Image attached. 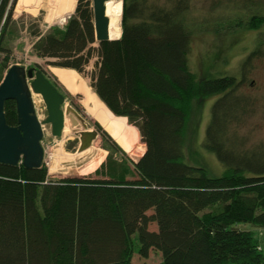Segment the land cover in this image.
Segmentation results:
<instances>
[{"label": "trees", "instance_id": "1", "mask_svg": "<svg viewBox=\"0 0 264 264\" xmlns=\"http://www.w3.org/2000/svg\"><path fill=\"white\" fill-rule=\"evenodd\" d=\"M16 1L0 0L6 55ZM122 8L117 40L95 41L91 0H78L64 28L49 29L32 51L79 74L94 54L93 93L143 133L145 152L127 160L96 124L104 149L123 157L107 160V179L49 180L43 167L0 164V264H134V239L141 258L158 251L160 264H264L253 232L239 228H264V157L232 151L223 137L237 112L232 92L224 96L236 89L235 79L198 80L189 70L192 1L122 0ZM251 22L252 29L264 23L257 15ZM7 69L0 68V82ZM220 94L198 145L224 166L210 176L185 162L201 158L194 142L188 155L186 135L190 125L196 130L199 103ZM4 115L17 124L14 101L5 102ZM150 223L157 231L148 230Z\"/></svg>", "mask_w": 264, "mask_h": 264}, {"label": "rangeland", "instance_id": "2", "mask_svg": "<svg viewBox=\"0 0 264 264\" xmlns=\"http://www.w3.org/2000/svg\"><path fill=\"white\" fill-rule=\"evenodd\" d=\"M191 1L194 6V14L193 25L190 26L192 35L191 51L188 56L189 70L198 80L222 77L235 79L236 89L233 91L228 90L224 96L232 92L237 112L232 117V121H227L223 137L227 140L228 149L232 151H237L239 154L254 153L264 157V23L257 29L250 27L253 15L262 17L264 21V0ZM74 10L66 17L65 22L56 21L55 24L49 26V23L45 21L46 13L43 10L31 14L16 13L13 9L11 21L13 25L9 27L7 40L3 44V47L8 49V55L0 53V68L3 65L8 68L17 65L25 69H36V66H39L43 74L56 84L58 92L64 97L61 107L63 114H68L73 119L74 134L70 140L62 145V149L65 152L74 153L91 148L96 160L101 161L100 165L89 173L82 172L81 174L77 173L76 170L69 173L50 174L47 172L46 160L48 154L54 148L53 142L58 141L59 137L52 136L50 124L44 123L47 112L40 96L39 103L37 105L33 104V106L36 116H40L38 120L43 132L40 143L43 150L41 167L46 169L48 179L58 180L73 177L107 179L109 173L108 166L106 167L107 160L113 157L115 161H118L123 160V157L120 154L112 155L104 149L107 147V143L97 130V123L89 119L84 113L80 104L81 96L71 95L67 92L49 71V68L53 66L48 65V62L52 60L41 59L32 51L34 42L48 32L49 29H63L68 19L73 15ZM258 10L260 13L257 12ZM35 32L39 33L38 37L33 35ZM92 47L96 48L97 45L94 44ZM96 60V56L93 54L89 64L84 69V74L77 72L92 93L89 76L95 71ZM4 75L5 73L3 77ZM222 96L223 94L214 95L199 103L201 112L198 115L196 130L194 132L190 131L192 127L190 125L186 135L188 155L191 156L193 152L194 146L193 144L191 146V142H194L196 152L201 158H198L200 162H195L194 158H197V156L192 157L193 159L188 158L189 161L186 160L185 162L193 166L205 167L210 176H218L224 170V166L212 154L198 148V145L203 140L205 127L210 121V108ZM229 104H231V101L227 98L225 105ZM90 134L92 135L90 136ZM139 145L146 147L145 143L135 144L130 153L132 155L124 152L127 160L137 162L144 154L145 150H139ZM133 155L136 157H133ZM147 214L150 215L151 211H148ZM239 228L252 231L250 225H240ZM259 229L256 232L252 231L258 241L261 239L262 234L261 230L258 231ZM262 229L264 234V228ZM148 230L157 231L156 224L150 223ZM258 247L260 248L259 242ZM138 248V240L134 239L132 263L160 264V252L152 251L147 258H141L137 254Z\"/></svg>", "mask_w": 264, "mask_h": 264}, {"label": "bare ground", "instance_id": "3", "mask_svg": "<svg viewBox=\"0 0 264 264\" xmlns=\"http://www.w3.org/2000/svg\"><path fill=\"white\" fill-rule=\"evenodd\" d=\"M77 0H17L14 12H25L34 14L40 10L45 11V21L49 26L56 21L65 22L66 17L72 13ZM122 1H107L105 3V16L108 19V36L110 40H117L121 35ZM49 71L56 80L71 95H80V104L86 116L95 121L103 131L110 135L123 152L130 154L135 144L144 143L142 132L129 125L125 117L112 114L103 103H101L90 88L85 85L83 78L74 70L50 67ZM32 103L37 105L40 95L31 93ZM63 128L61 135L53 142V150L48 154L46 165L47 172L77 173L92 172L100 165L101 161L96 160L91 148L74 153L65 152L62 145L70 140L74 134L73 119L68 114H63ZM40 119V116L37 117ZM144 145V144H142ZM139 150H145L139 145ZM133 157H136L133 155Z\"/></svg>", "mask_w": 264, "mask_h": 264}, {"label": "water", "instance_id": "4", "mask_svg": "<svg viewBox=\"0 0 264 264\" xmlns=\"http://www.w3.org/2000/svg\"><path fill=\"white\" fill-rule=\"evenodd\" d=\"M107 1L122 0H91L94 38L98 43L110 40L108 19L105 16ZM32 92L40 95L45 104L47 117L44 123L50 124L52 136L61 135L64 120L61 107L64 97L39 69L13 65L6 70L0 82V164H22L28 170L41 167L43 150L40 143L43 132L32 103ZM8 100L15 103V126L8 125L5 120L4 104Z\"/></svg>", "mask_w": 264, "mask_h": 264}, {"label": "crops", "instance_id": "5", "mask_svg": "<svg viewBox=\"0 0 264 264\" xmlns=\"http://www.w3.org/2000/svg\"><path fill=\"white\" fill-rule=\"evenodd\" d=\"M251 230L253 232L257 231V228L251 227ZM261 239L258 241L259 242V246L261 248L262 253L264 254V235L260 237Z\"/></svg>", "mask_w": 264, "mask_h": 264}, {"label": "built area", "instance_id": "6", "mask_svg": "<svg viewBox=\"0 0 264 264\" xmlns=\"http://www.w3.org/2000/svg\"><path fill=\"white\" fill-rule=\"evenodd\" d=\"M260 230L262 231V234H261V236H263V235H264V234H263V229H259L258 231H260ZM258 249H260V248H258Z\"/></svg>", "mask_w": 264, "mask_h": 264}]
</instances>
